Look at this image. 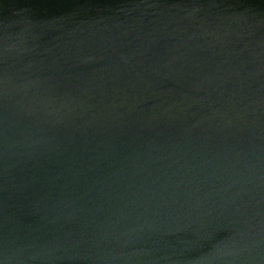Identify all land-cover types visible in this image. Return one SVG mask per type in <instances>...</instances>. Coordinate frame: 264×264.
I'll return each instance as SVG.
<instances>
[{"label":"water","instance_id":"95a60500","mask_svg":"<svg viewBox=\"0 0 264 264\" xmlns=\"http://www.w3.org/2000/svg\"><path fill=\"white\" fill-rule=\"evenodd\" d=\"M0 264H264V0H0Z\"/></svg>","mask_w":264,"mask_h":264}]
</instances>
